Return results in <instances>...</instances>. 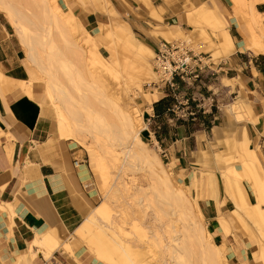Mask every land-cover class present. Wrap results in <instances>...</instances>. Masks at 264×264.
I'll return each instance as SVG.
<instances>
[{
    "label": "rangeland",
    "instance_id": "rangeland-1",
    "mask_svg": "<svg viewBox=\"0 0 264 264\" xmlns=\"http://www.w3.org/2000/svg\"><path fill=\"white\" fill-rule=\"evenodd\" d=\"M53 1L59 5L64 16L68 17L69 13H71L70 21L74 30L73 32L75 36L79 38L78 41L82 44V46L85 48L87 47L88 49L94 47L92 49L99 51L104 62H106L105 60L109 61V67L111 68H109L110 71L108 74L103 70L102 67L97 68V66H100L99 64L94 66V70L97 73H106V81L110 82L111 85H114V88L117 89L118 87L119 90L122 89L120 84L125 79H127V83L126 81L123 82V90L125 91L126 96L130 99L133 97H142L140 99L139 105L142 112L146 110L147 107H149V105L154 99H156L157 96L161 97L163 93L166 92V88L161 90L156 71H154L153 68L154 55L151 60V69H153L154 73H151L149 70L147 71L141 69L140 63L133 57V55L130 54V56H124V54H121L120 56V54L118 55L116 53L115 39H112V37H105V31H108L106 32L107 35L109 34V31H114L118 36L117 40L119 41L120 45H123L125 41L128 46L136 44L140 47L144 46L153 52L159 42L184 41L186 49L191 50L193 54H198L201 64L212 63L214 66V64H216L218 61L223 60L221 58H217V61H214V59L218 56V49L224 51V48L226 47V40L224 38V33H222L223 29H220L219 32L222 36V41H219V35L217 32L219 28L225 29L226 24H229L230 0V2H227V0H215V2H217L220 6L224 16V19L222 20L221 18L217 26H208L207 23L200 20L198 21V19H200L199 17H197V21L201 23L194 24V20L192 22L190 21L194 25L188 23V15H193V10H195L194 8L202 3H209L210 1L208 0H203L204 2H200L201 0ZM160 1H163L169 6L173 15L172 17L163 18L162 14L165 13V8L158 4ZM12 2L22 9V11L26 13L28 17L31 15L37 16V10L39 8L33 6L32 3H30V0H13ZM259 2L264 3V0H237V2L231 3L232 5H235L241 15L244 16L247 23H252L256 28L257 23H263L264 12L263 14L259 15H256L255 12L252 14L249 12V5L253 8L254 4ZM36 8L38 9L36 10ZM205 9L207 8L205 7ZM184 15L187 19V23L185 22ZM4 19L6 23V29L10 31L9 33H13L16 38L14 28L7 22L5 15ZM230 25L231 24H229L228 27L229 35L236 36V28H234L235 26ZM171 26H178L183 30ZM103 30L104 32H102ZM234 39H238V37L236 36ZM17 42L19 43L18 39ZM56 44L58 48H63L61 39L57 38ZM19 46L21 49V64L24 68L27 62L25 60L24 50L20 44ZM122 57H128V60L125 58L123 59ZM70 58V61L76 65L75 67L77 68L78 66V70L83 71L86 81H89L90 79H87L89 78L87 77V70H85V60H83L82 57H79L80 61L79 59L72 56H70ZM31 68L32 67L24 68V72H26L27 75L25 80L19 78L18 80H14V82L18 85L19 89H22L26 98H30L34 101L35 107L40 111L41 120L50 125L48 131L45 133V138L47 139L46 142L41 146L42 150L48 154H56V152L62 153L65 151L74 152L72 156L76 157V159H80L81 162L85 164V167H82V169L83 171H86L87 178L91 182L92 189L91 190L87 187L85 188L87 196L77 189V196L80 198L83 205L85 204L87 207V212L90 210L89 213H93V209L103 203L109 209L111 218L114 220V222H112L114 230H108L110 221L106 222L105 220V222L103 221L104 223H99L101 225L96 223L94 225L96 229H93V226L91 230L95 235L99 234L98 236L101 234L103 235L104 233V235H106L105 237H107V235L109 236L111 234V236H109L111 240L108 239L109 237H107L106 240L103 241L105 238L104 236H101V238H103L102 246L105 242V247L101 246L102 250L105 251L107 256L105 259L103 257L102 261L101 259L99 260L100 257H96V254L89 248L88 244L85 241H82L83 238L80 239V236L82 237V235H86L83 234L82 228H80L82 224L86 222L85 220V222L79 226L77 231L75 230L73 233L67 235V243L70 247L71 254L68 255L67 252L64 253H66L68 257H71L77 264H90V260H93L92 264H144L145 262L147 263V261L149 262L158 259L161 254L163 255L164 248L167 249L169 248V245H172L173 239L171 238L173 237L172 233L174 232H169L171 229V222L172 224L174 223L176 225L178 232H184L185 229L187 230V228H185L187 227L186 225L191 222V216H193L192 218L194 219L196 217L195 219H197L198 222H200V220L202 221L200 222L201 226H204V232L210 236L211 241L217 247H219L221 251L226 250L223 252L226 257L223 260L225 261V264H250L253 262V264H264V260L262 259L264 255L261 257V253H264V241H262L261 244L257 243L256 245L257 238H255L257 237L255 233L258 234L259 232L264 236V218L263 220L258 218L259 222L257 220L258 223L254 224V220L247 217L244 212L245 210L255 211L256 205L258 208H261L264 211V203L261 202V198L257 197L255 200H250L251 196L247 187L244 185V183H239V178L237 177L235 180L240 184V187L238 188L239 194L237 195L238 201L231 199L232 197L230 194H228L226 188L231 185L232 181H234V176L232 175L234 172L240 176L241 180L244 179L243 171L239 166H242V161L246 160V156L250 162H253L257 170L264 172V142H261L264 139V127L262 132H256L254 130L255 128L253 127V125L258 123L257 115L259 111L256 108L254 99L252 98L254 92H249L248 96L245 97V94L242 92L243 88L241 86L242 89L237 90V94L235 91L231 90V92H228L223 100L218 99L216 118L211 128L216 127V125L220 126L222 129H224V132L222 133L217 128H200L199 130H195L192 136L186 138L183 144L176 142L175 146H170L168 152L163 151L162 148L164 144H157L154 138H151L152 141L141 138L148 147V150L159 158L164 169L170 175V183L174 189L172 191H175L178 194L180 192L181 201L184 198L181 205L184 204L183 206H185L187 204V206H185L187 212L182 210V208L185 210V207L183 206H181V210L175 212V214H179L180 211H182L183 214L187 213L185 220H182L184 217L179 218L178 216L173 217L172 215L169 217L164 216L166 214L163 213V211L161 212L162 209L159 210L160 208L155 204V197L154 195L152 196V193L150 195L149 192L145 197L147 190L149 191L151 187L150 185L154 186V188L159 186V182H157L156 185L151 184L156 183V180L153 178L154 176L150 174V172L143 169L138 171L139 169L137 170L136 168L134 169L135 172L125 169L124 173H121L123 178L122 176L119 177V169L122 164L121 159L113 161L107 153L97 150L98 143L93 140H88L89 145L87 146L84 144V140L86 139H83L81 143L83 144L82 146L76 141L67 138L65 135H59L57 128L55 127L54 112L48 105V103H51V100L47 98V95L50 93V89L47 86V79L36 69ZM132 68H135L136 72L138 73H141L140 70H144L145 73L147 72V76L144 75L145 77H138L137 80V83L140 82L141 86L144 88V91H146L145 94H148L147 91L150 93L146 99H143V93L139 91L138 87L136 86V81H133L132 79V77L135 75V69ZM113 73L115 74V77H113ZM109 74L110 79L109 77L107 78ZM127 74H131V78H129L130 76ZM119 75L121 78L123 77L122 80L124 78L125 79L121 81ZM7 80L8 79L6 76L0 70V84L2 86L4 85L12 87V89H15L17 92H19L17 85L5 83ZM64 80L65 79L62 78L61 82L64 83ZM150 82L154 84H151ZM212 82L213 83L211 87H213V90L218 93L220 90V78H214ZM233 82L234 80H232V83ZM63 83V86H68V83ZM223 83L227 85V83ZM25 84L28 86L27 88H29V90L24 87ZM116 84L119 85L117 86ZM229 86L232 89V84ZM32 91L34 92V98L33 94L31 95V93H33ZM135 101L139 103V98H135ZM234 101L237 102V105L239 104L240 108L237 109V111L235 110L236 112L233 111L230 112V115L228 114L231 118L227 116V114L223 115V110L227 108V106H230V104H232ZM261 111L264 117V107H262ZM235 114L238 118H235ZM144 125L146 126L145 123ZM191 129L197 128L193 126ZM213 132L215 134H213ZM214 135L218 138H216L217 140L215 139ZM233 136L236 147H240L241 149L243 142L246 143L245 149H243V151L233 150L232 147H230L231 144H233L230 138ZM55 137L57 140H62L66 143L57 147L55 144L56 141L54 140ZM224 138H229L227 139L225 145L221 141V139ZM67 139L76 143V145L72 142L70 145ZM51 143H53V146ZM86 146L90 149L86 150ZM252 162L248 163V165L253 166ZM95 165L97 169L96 171H92ZM153 179L155 182H153ZM116 185H118V188L115 187ZM134 186L141 188L144 193L142 192V195H140L141 192H138L140 194L137 195V192H134ZM159 188L157 191L167 192V189L165 190L162 186H159ZM168 192L170 193V191ZM258 192L261 193L262 191ZM181 194L183 198H181ZM188 207H190V209H187ZM210 208L211 211H207V209L209 210ZM163 209L164 211L168 212L167 207L163 206ZM177 209L178 208H176V210ZM198 217H200V220ZM221 217L225 218L228 223L229 232L227 234L223 233L221 226L219 225L220 221L218 222V219ZM100 226L102 228H100ZM119 226L122 228H120L121 232H119ZM183 227L184 230H182ZM106 230H108L107 232H110L107 233ZM99 231L101 232L99 233ZM122 232H124V235H122ZM126 232L127 234H125ZM45 233L49 234L55 239H58V234L54 229L51 232ZM179 233L176 234V237H180L181 234ZM142 234L144 236L142 238L144 241L140 243V245L143 247L138 246L135 250H132L134 253L132 252V255H130L129 258L127 257L128 259L125 258L126 260L122 255L121 257L119 252H117V250H120V247H118L120 246V239H126L128 241L139 240L138 238H140ZM113 236L117 239H114ZM119 236H121V238ZM216 238L221 239L218 242ZM115 240H119V244ZM59 242H61L60 239ZM107 245L109 246L107 247ZM187 246L188 247L186 250H188V252L191 251L196 253L190 254L189 257L191 260L188 259V262L190 261V264H203L201 262L202 260L200 261V259H202V254H200V248L197 247L196 243L195 246ZM115 248L117 250H115ZM140 248H142L140 250L142 253L137 255V251H139ZM79 249L81 251V257L76 258L74 255L75 250ZM108 250L110 251L107 252ZM111 251L114 253H111ZM108 255H114L111 257L112 260L109 262L107 260L111 258ZM223 256L224 255H222V257ZM142 257L145 258V262H142ZM165 257H167V255H165ZM79 258L84 259V262H82V260ZM167 259H169V256Z\"/></svg>",
    "mask_w": 264,
    "mask_h": 264
},
{
    "label": "bare ground",
    "instance_id": "bare-ground-1",
    "mask_svg": "<svg viewBox=\"0 0 264 264\" xmlns=\"http://www.w3.org/2000/svg\"><path fill=\"white\" fill-rule=\"evenodd\" d=\"M12 1L0 0V11L5 15L7 22L14 28L16 38L18 39L19 44L24 50L25 60L27 62L24 68L32 67L41 74H43V76H45L47 79V86L50 89V93L47 95V98L51 100L50 101L51 103H48V105L51 107V109L54 112L55 127L57 128L59 135L60 136L65 135L67 138H70L71 140H74L79 144L82 143L83 139H86L84 140V144L87 146L89 145L88 140H93L96 143H98L97 150L99 151L101 150L107 153L113 161L117 159H121L122 164L119 169L120 170L119 177L122 176L123 178V175H121V173H124L125 169L134 171V169L136 168L137 170L139 169L138 171H140V169L141 170L143 169L145 171L150 172V174H152L154 176L153 178H155L156 180V183H151V184L156 185L157 182H159L161 185L159 183L158 185L162 186L165 190L167 189L166 190L167 192L165 191L159 192L157 191L159 186H157V188H154V186L150 185L151 187L149 191L147 190L148 188L146 189L147 193L145 194V197L149 192L150 195L152 193V196L154 195L155 197L154 199L155 204L158 205L157 207L160 208L158 209L159 210L162 209L161 212L163 211V213L166 214L164 216L169 217L170 215H172L173 217L174 216H178L179 218L184 217L182 218V220H185V216L187 213L183 214V212L180 211L179 214L177 213L175 214V212L181 210L182 208L181 206L184 205V204L181 205L184 199L182 197V194H181V198L183 199L181 201L180 192L178 194L175 191H172L174 189L172 188V185L170 183L171 182L170 181L171 179H169L170 175L164 169L161 161L157 156L153 155L152 152L148 150V147L145 145L144 141L139 137L140 131L146 128L144 122H142L141 119L142 111L139 106L140 99L142 97H135L137 99L139 98V103L135 101L134 97L132 99L127 97L125 91L123 90L124 88L123 82L126 81L127 79L124 78L125 80L123 79L124 80L123 81L122 80L123 77L121 78L120 75L119 77L121 78V81H123L120 84L122 88L121 90H119V88L117 87L119 84L118 85L116 84L117 85L115 86L117 87L116 89L114 88V85H111L110 82L106 81L105 74L106 73L108 74V72L110 71L109 68H111L109 67V61L105 60L106 62H104L102 60L99 51L92 49L94 47L91 46L92 48L88 49L87 47L85 48L82 46V44L78 41L79 38L76 37L73 32L74 30L72 28L70 21L71 13H69L68 17L64 16L63 11L59 7V5L55 3V1L30 0V3H32L33 6H36L39 9L36 8V10L38 9L37 16L31 15L29 17L26 15V13L22 11V9H20L18 6L13 4ZM232 2L233 3L237 2V0H232ZM249 9L251 13L254 12L252 6H250ZM188 16H189L188 23L192 24L191 22L194 20L193 21L194 24H198L201 23L198 22L200 20L207 23L208 26L209 25L217 26L220 19L221 18L222 20L224 19L223 13L220 14L216 10L210 11L202 6L197 8L193 12V15L190 14ZM197 17L200 18L198 19V21H197ZM220 29L221 30L223 29L222 33H224V38L226 40V47L224 48V51H228V52L233 51V45L228 34L226 33L224 28H219L218 32H220ZM256 30L260 34L256 35V32L253 29L251 30L253 41L250 43L249 48L253 49L256 53H264V33L260 32L258 27H256ZM102 32H104V30ZM106 32L108 31L104 32V34L106 35L105 37H110V38L112 37V39L113 38L115 39L114 41L116 43L115 44L116 53L118 55L120 54L121 56V54H124V56H130L131 54L140 63L141 69L147 71L149 70L151 73L152 72L154 73L153 69H151L152 66L151 60L153 57V52H151L148 48L144 46L140 47L136 44L128 46L125 43V41L123 45H120L119 41L117 40L118 36L114 31L113 32L109 31L108 35ZM57 38L61 39L63 45L62 49H60V47L58 48L56 44ZM174 42L185 43L184 41H180V42L174 41ZM162 43H168V42L164 41ZM70 56L75 57L77 59H79V57L80 58L82 57V59L85 60V68H86L85 70H87V77H89L87 79H90L89 81H86L84 77L85 75H83V71L78 70V66L76 68L75 67L76 65H74L70 61L71 59ZM125 59L128 60V57H126ZM97 64L100 65L97 66V68L102 67L103 70L106 71V73L104 74L100 72L97 73L94 70V66ZM144 70H140L141 73H138L136 72L135 69V72L133 71L135 75L134 77H132V79L133 81L134 80L136 81V86L138 87L139 91L143 93V99H146L150 95V93L147 91L148 94H145L146 91H144V88L141 86L140 82L137 83L138 77L147 76L146 74L147 72L145 73ZM109 76L110 74L107 76V78ZM113 77H115V74ZM62 78L65 79L64 81L68 83V86L62 85L63 83L61 82ZM129 78H131V76ZM27 89L29 90V88ZM239 108H240L239 104L237 105V102L234 101L232 104H230V106H227V108L223 110L224 113L222 114L223 115L227 114V116H229L231 114L230 112H233L235 110L237 111V109ZM235 118H238L236 114H235ZM213 134L215 133L213 132ZM216 138L217 137H215V139ZM227 139L225 138L221 139L224 145L226 144ZM230 140H232L233 142V144H231L230 146L232 147L233 150L243 151V149H245L246 143L243 142V145H241V149H240V147L235 146L236 143L234 142L235 141L234 136L230 138ZM81 145L83 146V144ZM87 146H86V150L90 149ZM245 161H242V166L241 165L239 166L243 171L244 179L241 180L240 176L234 172L232 174L234 176V181L231 182V185L229 187H226L228 194L231 195L232 200L234 201L237 200L238 197L237 195L239 194L238 188L240 187L239 183L241 184L244 183V185L247 187L250 193L251 196L250 200H255V198L257 197V198H261L262 200L261 202L264 203V172H262L261 170H257L256 166L253 164L252 161L251 162L253 166H249L248 163L251 162L247 156ZM96 169L97 167L95 165L92 171H96ZM236 177L239 178V183L236 182L235 180ZM155 180L153 179V182H155ZM83 186L85 188L87 187L91 189L90 180L84 179ZM115 187L118 188V185H116ZM134 187H133L134 192H137L136 193L137 195L140 194L138 192H141L140 195H142L143 191L141 190V188L139 187L134 188ZM168 191H170V193ZM258 191L260 192L262 191V192L259 193ZM163 206L167 207L168 212L170 214L164 211ZM185 206H187V204ZM176 208L178 209L176 210ZM187 209H190V207H188ZM1 210L4 211V208L0 207V211ZM182 210L185 212L186 207L185 210L184 208H182ZM92 212L93 213H89L86 215L85 217L86 222L84 221L85 223L82 224V226L80 227L82 228L83 234H86L84 236L82 235L81 232L82 237L80 236V239L83 238L82 241H85L88 244L89 248L96 254V257H100L99 260L101 259L102 261L103 257L105 259V257L107 256L105 251H103L101 248L102 239H103L101 238V236H104L105 238L103 239L104 241L106 240L107 237L111 236V234L109 236L107 235V237H105L106 235H104V233L103 235L101 234L100 236H98L99 234L95 235L91 230L96 223L98 224L102 223L104 220L106 222L110 221V226L108 225L109 228L108 230H112L114 227L112 225V222H114V220L111 218L109 209L103 203H101L100 206L94 208ZM244 212L247 217L254 220L255 222L254 224H257L259 222L258 218L262 220L264 218L263 217L264 211L261 208H258L257 205L255 211L245 210ZM11 213L10 214L13 215V212ZM192 217L193 216H191V222L188 225H186L187 227L184 226L185 228H187V230L185 229L184 232L179 231L181 233H179L178 230L176 229V225L174 223L172 224L171 222L170 228L173 230L170 229L169 232L173 231L174 233L172 232L171 233L173 234V237H175V238L173 237L171 238L173 239L172 240L173 243L171 241L172 245L171 246L169 245L168 246L169 248L167 249L164 248L163 255L161 254L158 259L149 262L147 261L146 263L145 262L146 260L144 261L145 258H143L144 257L143 256L141 258V260L143 259L142 262H145L144 264H190L189 263L190 261L188 262V259H190L189 257L190 254L194 252L191 251L188 252V250H186L188 247L187 245L195 246L196 243L197 247L200 248L201 251L200 254H202V259H200V261L202 260L201 262L203 264H225V261L223 260L226 257L225 254H223V252L226 250L221 251L220 248L217 247L211 241L210 236H208L204 232V228H203L204 226H201L200 222L202 221L199 219L200 217H198L200 222H198L197 219H195L196 217L194 219ZM219 221H220L219 225L221 226L223 233L227 234L229 232L227 221L223 217L219 218L218 222ZM184 227L182 228V230H184ZM100 228L102 227L100 226ZM120 228L121 226H119V232H121ZM93 229H96L95 226ZM108 230H106V232ZM100 232L101 231H99V233ZM122 233L121 234L124 235V232ZM178 233L181 234L180 237H176V234ZM125 234H127V232ZM255 235H257V237H255ZM255 235L254 237L257 238L256 245L257 243L261 244V242L264 241V236L260 232L258 234L255 233ZM33 236L35 237L36 235ZM119 237L121 238V236ZM143 237L144 236L142 234L141 237L138 238L139 240H134V241L133 240L128 241L122 238L123 240L120 239V246H118L120 247V250H117L116 248L115 250H117L120 256L122 255L124 259L127 257L129 258L130 255H132L133 252L132 250H135L138 246L143 247L142 245H140V243L144 241L142 239ZM108 239H110V237ZM114 239L117 238L114 237ZM118 241L116 242L119 244ZM109 245H107V247ZM34 246L37 247L35 252L32 251L31 244H29L27 247L28 248L27 252L28 255L31 257V259H34L36 252L40 251L44 256V259L48 260L52 251L58 248H60L63 252H67L68 255L71 254V250L67 242L64 241L59 242V240L54 239L53 237L50 238V236H44L43 238H39V240L35 241ZM103 246L105 247V242L103 243ZM141 249L142 248H140L139 251H137V255H140L142 253V251H140ZM109 251L110 250H108L107 252ZM111 253L114 252L111 251ZM261 254L262 257L264 253ZM165 255H167V257H165ZM222 255L224 256L222 257ZM112 256L109 257L111 258ZM168 256L169 259H167ZM262 259L264 260V257ZM111 260L112 258L107 261L109 262Z\"/></svg>",
    "mask_w": 264,
    "mask_h": 264
},
{
    "label": "crops",
    "instance_id": "crops-1",
    "mask_svg": "<svg viewBox=\"0 0 264 264\" xmlns=\"http://www.w3.org/2000/svg\"><path fill=\"white\" fill-rule=\"evenodd\" d=\"M208 1L210 2L202 3L194 9L206 5L208 10L222 13L215 0ZM230 1L227 0V2ZM231 2L228 22L230 26H235V35L238 39H234L236 37L234 35H229V24H226L225 29L232 42L233 51L224 52L218 49V56L214 61H217V58L223 60L218 61L214 66L212 63L202 64L199 81L185 86L186 90L180 93L192 99L190 104L197 105L195 121L174 120L167 111L172 98L157 96L158 98L156 97L141 114L146 128L140 131V139L152 141L154 138L157 144L163 143V151L168 152L170 146H175L176 142L183 144L195 130L204 127L210 129L215 122L218 99L223 100L231 90L237 94V90L242 88L245 97L249 92H254L252 98L259 111L258 123L253 127L256 132H262L264 127L261 111L264 107V53H256L249 48L253 41L251 30L253 29L256 35L260 33L252 23H247ZM158 4L165 8L163 18L173 16L167 4L163 1ZM253 11L256 15L263 14L264 3L254 4ZM185 22L187 23L186 18ZM256 26L260 32L264 33V20ZM171 27L182 29L178 26ZM9 32L6 29L4 15L0 11V70L8 79L5 83L16 84L14 80L19 78L25 80L27 75L21 64L19 43L14 34ZM217 33L219 41H222V36L219 32ZM214 78H220L221 81L218 93L211 87ZM232 80H234L233 83ZM223 82L228 83L226 85ZM230 84L233 86L232 89ZM24 87L28 86L25 84ZM18 91L23 94L12 87L0 84V207L4 208V211H0V264H77L60 248L52 251L48 260L44 259L40 251L36 252L34 259L28 255L29 244L35 252L37 249L34 246L35 241L44 236H50L45 232H51L54 229L58 234L57 240L68 242L67 235L77 231L90 210L87 212V207L77 196L76 190L87 196L83 180L89 179L86 171L82 169L85 164L72 156L74 152L48 154L42 150L41 146L47 139L45 133L50 125L41 120L40 111L35 107L34 101L26 98L19 87ZM32 94L34 98V92ZM157 100L160 101L157 102ZM193 126L197 129H191ZM212 128L219 129L221 133L224 132L220 126L216 125ZM54 140L57 147L66 143L57 140L56 137ZM71 142L68 140L70 145ZM261 142H264V139ZM51 144L53 146V143ZM207 211H211V208ZM220 239L216 238L218 242ZM80 254V249L75 250L76 258L81 257ZM79 259L84 262V259ZM89 263L92 264L93 260Z\"/></svg>",
    "mask_w": 264,
    "mask_h": 264
},
{
    "label": "built area",
    "instance_id": "built-area-1",
    "mask_svg": "<svg viewBox=\"0 0 264 264\" xmlns=\"http://www.w3.org/2000/svg\"><path fill=\"white\" fill-rule=\"evenodd\" d=\"M185 47V43L159 42L153 51V68L157 73L161 90L166 88L162 96L172 98L167 108L171 117L174 120L194 122L197 105L190 104L192 99L180 93L186 90L185 86L199 81L202 64L198 54H193Z\"/></svg>",
    "mask_w": 264,
    "mask_h": 264
},
{
    "label": "trees",
    "instance_id": "trees-1",
    "mask_svg": "<svg viewBox=\"0 0 264 264\" xmlns=\"http://www.w3.org/2000/svg\"><path fill=\"white\" fill-rule=\"evenodd\" d=\"M160 101V100H157V102Z\"/></svg>",
    "mask_w": 264,
    "mask_h": 264
}]
</instances>
